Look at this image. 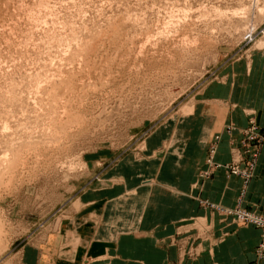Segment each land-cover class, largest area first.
<instances>
[{
  "label": "rangeland",
  "instance_id": "rangeland-1",
  "mask_svg": "<svg viewBox=\"0 0 264 264\" xmlns=\"http://www.w3.org/2000/svg\"><path fill=\"white\" fill-rule=\"evenodd\" d=\"M259 50L264 0H0V160L19 141L28 146L12 174L0 176V264H24V249L56 233L69 204L98 182L109 187L107 169L141 154L164 126L172 134L199 93ZM224 132L234 154L224 167L242 180L243 196L264 152V126L251 119ZM221 140L208 141L202 179L223 167L215 161ZM202 204L222 221L260 230L250 264H261L264 213ZM195 222L209 234L205 218ZM65 236L62 255L74 256ZM171 243L182 258L202 253ZM99 261L109 264H87Z\"/></svg>",
  "mask_w": 264,
  "mask_h": 264
},
{
  "label": "crops",
  "instance_id": "crops-1",
  "mask_svg": "<svg viewBox=\"0 0 264 264\" xmlns=\"http://www.w3.org/2000/svg\"><path fill=\"white\" fill-rule=\"evenodd\" d=\"M199 94L193 113L172 134L170 125L161 128L141 154H127L103 173L109 187L98 182L69 204L56 233L24 249L23 263L87 264L104 258L109 264H250L260 230L222 221L202 201L264 213V152L243 196L242 180L224 167L234 159L226 125L244 128L253 119L264 126V50L227 67L222 81ZM219 133L215 161L223 167L202 179L208 141ZM170 135L168 145L163 144ZM200 218L210 225L209 234L197 228ZM67 231L74 256L62 255ZM174 239L185 247L200 245L201 255L182 258Z\"/></svg>",
  "mask_w": 264,
  "mask_h": 264
},
{
  "label": "bare ground",
  "instance_id": "bare-ground-1",
  "mask_svg": "<svg viewBox=\"0 0 264 264\" xmlns=\"http://www.w3.org/2000/svg\"><path fill=\"white\" fill-rule=\"evenodd\" d=\"M87 54H88V52H87ZM87 54H85V55H87ZM70 73H72V72H70ZM72 80H73V74H70L69 77H66L65 79L60 81V87L64 88V90H67V86H69L68 83L70 82V84H71ZM72 123H74L73 119L70 121V124H72ZM26 143H27L26 140L19 141V147L16 148V149L13 148L14 150L12 151L11 155L7 156V158L5 157L4 159L0 160V176H2V175L6 176V175L12 174V172L15 169V165H14L15 159L19 156V150L21 148H23V147H26L27 145H23V144H26ZM9 151H11L10 147H9ZM0 182H1V180H0Z\"/></svg>",
  "mask_w": 264,
  "mask_h": 264
},
{
  "label": "built area",
  "instance_id": "built-area-1",
  "mask_svg": "<svg viewBox=\"0 0 264 264\" xmlns=\"http://www.w3.org/2000/svg\"><path fill=\"white\" fill-rule=\"evenodd\" d=\"M240 215H241V214H240ZM242 218H243V216L241 215V216H240V219H242ZM253 219H255V218H252V221H253ZM242 220H244V219H242Z\"/></svg>",
  "mask_w": 264,
  "mask_h": 264
}]
</instances>
